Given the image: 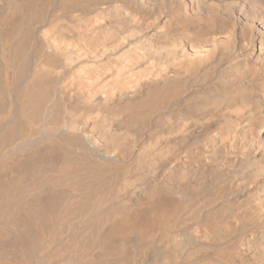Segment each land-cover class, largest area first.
Segmentation results:
<instances>
[{
  "label": "bare ground",
  "instance_id": "bare-ground-1",
  "mask_svg": "<svg viewBox=\"0 0 264 264\" xmlns=\"http://www.w3.org/2000/svg\"><path fill=\"white\" fill-rule=\"evenodd\" d=\"M122 1L61 27L84 0H0V264H264V131L234 114L262 39L163 53Z\"/></svg>",
  "mask_w": 264,
  "mask_h": 264
},
{
  "label": "rangeland",
  "instance_id": "rangeland-1",
  "mask_svg": "<svg viewBox=\"0 0 264 264\" xmlns=\"http://www.w3.org/2000/svg\"><path fill=\"white\" fill-rule=\"evenodd\" d=\"M151 1L154 4H156L155 8L157 11L155 10L153 16H151L149 13H147L150 15L148 17V20H147L148 22L142 27V33L140 35L136 36V38H134L133 40L139 39L140 38L139 36L142 37L143 34H144L145 38L146 37L148 38L151 35H154V36L156 35L155 37H156L157 42L160 45L163 53L169 52V51L173 52V53L174 52L177 53L178 50L180 51L183 49H185V50L195 49L194 51H204L206 49V53H207L208 51H211V48L214 47V45L217 44L220 40H226L225 38L228 37L227 34L229 31V29H228L229 26H231L230 29H232L233 27L237 28L236 29V30H238L237 36L240 39L239 44L242 45V44L247 43V41H249L251 48L253 47V49H254V53L258 52V50H257L258 47L255 46L257 41H258L257 38L260 37L262 39L263 44H264V35H263L264 34V22H263L264 21V1L263 0H254V1L253 0H242V2H241V0H229V1L228 0H219V1L218 0H211V1L210 0H187V1L186 0H167V1L166 0H163V1L162 0H151ZM116 3H117V5H116ZM82 4H83L82 6L72 7L70 9L66 10L64 12V17L60 18V20H63L62 22L54 20V18L59 14L60 10H57L54 5L53 6L51 5L52 10L49 13L50 20H53V22L56 23L57 26L62 27V25L67 24L70 21H74L80 15L93 16L94 13L96 12V10L98 8H100L101 6H102V8H106V7L110 8L109 6H112V9L115 12L117 11L118 13L122 12L124 10V7L128 8V7L132 6L131 8L134 9V6L132 4H130L128 2H124L122 0H113V1L112 0H84V3H82ZM116 6H118V7H116ZM118 8H120V9H118ZM238 8H239V11H238ZM227 9H228V11H227ZM137 10L139 12L141 11V9L140 10L137 9ZM229 10H231V12ZM222 11H223V13H222ZM77 12H78V14H77ZM117 12H116V14H118ZM239 13H241V14H239ZM163 14H165V15H163ZM157 15H159V18H161V19L157 20L159 23L156 22L154 24L153 22H155V21H153V20L157 17ZM169 15H170V17H169ZM238 15H240V17H238ZM242 15L244 17H242ZM219 16H221V17H219ZM152 18H153V20H152ZM218 18L219 19L221 18L220 20H223L225 23L227 22L226 23L227 31L222 30L218 27H216V28L215 27H209V23L211 22V20H215L216 22H218L219 21ZM245 18H247L246 21L245 20L243 21V19H245ZM238 21L240 23H242V22L243 23L240 24ZM256 21H257V23H256ZM165 22H166V24H165ZM247 24H249V25L245 26ZM257 25H259V26H257ZM143 28L144 29L146 28V33H145V30ZM261 33H262V35H261ZM183 34L185 36H182ZM255 35H257V37ZM214 36H216V37H214ZM223 36H225V37H223ZM211 37L212 38L214 37V38L212 39ZM251 37H252V41H251ZM253 38H254V40H253ZM181 40H184V42H182ZM207 40H210V42H212V43H210L209 41L207 42ZM175 41L178 44L174 43ZM241 41L243 43H240ZM253 41H254V43H253ZM166 43L167 44L169 43V45H167ZM180 43L181 44L183 43V44L181 45ZM209 43L211 44V47H210ZM165 44H166V46H165ZM171 44L173 47L171 46ZM168 46H170L171 49ZM180 46H183V47H180ZM237 49L239 50L238 46H237ZM176 53H174V54H176ZM199 55H200V52H199ZM252 58L253 57H250L248 65L244 68L246 71V75L242 78V80L244 79L242 81L243 84L241 87L239 86L238 89H240V90L243 89L245 93L242 92L241 95L234 100V108H236L234 110L237 111V112H234V114H237L236 120L238 122H240L241 125L252 123L254 126H256L258 128V130L264 131V116H263L264 115V92H263L264 91V75H262V72L264 74V66H263L264 65V59H263L264 57H262L260 60H257L255 58L252 59ZM260 73H261V75H260ZM247 75H248V77H247ZM246 91H247V93H246ZM11 93H12L11 96L14 97L15 96L14 91ZM243 97H245V98H243ZM241 98H243V100ZM248 99H249V101H248ZM250 99H252V100H250ZM239 101H240V103H239ZM260 102H261V104H260ZM12 103H13V100H12ZM240 105L244 106V108L241 109ZM261 105H263V107ZM246 107H248L247 111H254L255 112L254 115L252 116V120L251 121L247 120L248 123L246 122V117H247ZM243 109H244V111H243ZM221 111H225V110L222 109ZM245 114H246V116H245ZM242 116H244L243 119L240 118ZM246 234L248 236L250 235L249 230L239 232L238 236L234 238L233 242L231 241V244H230L231 247L229 249L230 250L236 249L239 245L244 244L245 240H247V238H248V236ZM177 235H179V233ZM231 256H232L231 259L226 260L227 264H250L251 263V261H249V260H247V262H240L235 257V254H231ZM152 258H153V255H149V257L146 259V261H149Z\"/></svg>",
  "mask_w": 264,
  "mask_h": 264
}]
</instances>
